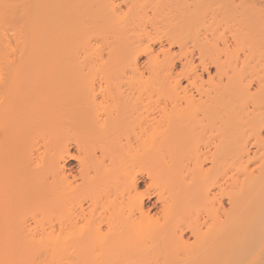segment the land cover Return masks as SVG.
Instances as JSON below:
<instances>
[{
  "label": "bare ground",
  "instance_id": "obj_1",
  "mask_svg": "<svg viewBox=\"0 0 264 264\" xmlns=\"http://www.w3.org/2000/svg\"><path fill=\"white\" fill-rule=\"evenodd\" d=\"M0 264H264V0H0Z\"/></svg>",
  "mask_w": 264,
  "mask_h": 264
}]
</instances>
